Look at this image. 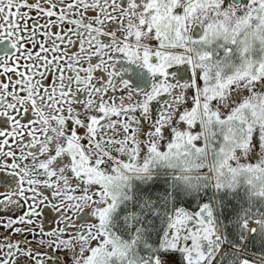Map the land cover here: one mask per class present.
I'll use <instances>...</instances> for the list:
<instances>
[{"label":"snow or ice","instance_id":"obj_1","mask_svg":"<svg viewBox=\"0 0 264 264\" xmlns=\"http://www.w3.org/2000/svg\"><path fill=\"white\" fill-rule=\"evenodd\" d=\"M0 264H264V0H0Z\"/></svg>","mask_w":264,"mask_h":264}]
</instances>
